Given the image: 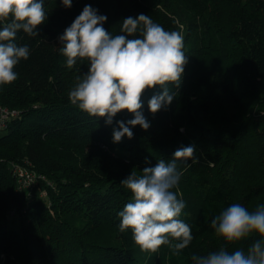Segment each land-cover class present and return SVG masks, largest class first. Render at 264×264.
<instances>
[{
	"label": "trees",
	"instance_id": "1",
	"mask_svg": "<svg viewBox=\"0 0 264 264\" xmlns=\"http://www.w3.org/2000/svg\"><path fill=\"white\" fill-rule=\"evenodd\" d=\"M86 5L114 35L145 14L184 37L188 63L180 87L169 85L172 103L153 115L148 101L162 89L146 91L150 128L132 127L119 143L116 121L132 114L108 125L68 99L88 64L69 69L58 36ZM45 9L37 37L17 34L30 55L16 81L0 86V104L17 111L0 131V264H193L192 255L247 249L258 236L227 245L211 221L232 203L264 206V0H72L70 8L45 0ZM189 145L198 162L177 161L174 191L194 239L178 256L167 246L142 252L130 230L119 231L131 200L121 181ZM18 166L36 173L30 187H19Z\"/></svg>",
	"mask_w": 264,
	"mask_h": 264
},
{
	"label": "clouds",
	"instance_id": "2",
	"mask_svg": "<svg viewBox=\"0 0 264 264\" xmlns=\"http://www.w3.org/2000/svg\"><path fill=\"white\" fill-rule=\"evenodd\" d=\"M65 7L72 0H61ZM48 19L45 0H0V86L10 85L18 78L14 70L27 60L30 48L16 43L17 34L37 37L39 27ZM106 15L86 5L70 26L58 36L59 52L71 69L78 61H87L88 68L68 93L70 103L91 117L105 118L108 125L122 111L133 119L116 121L114 143L134 135L132 127L147 131L150 122L143 115V96L156 88L161 92L148 101L154 115L170 105L174 93L169 85L179 88L188 63L184 37L179 31H168L145 14L122 21L121 34L104 28ZM131 126V127H130ZM195 145L183 146L173 153L169 162L159 160L139 174L132 171L121 181L131 193V200L118 213L119 231H131L134 243L142 252L156 253L162 246L179 255L194 239L191 226L182 218L185 202L174 189L181 172L177 161L197 163ZM215 234L227 245H235L253 235L258 236L247 249L225 247L207 255H192L193 264H264V206L249 210L232 203L212 221Z\"/></svg>",
	"mask_w": 264,
	"mask_h": 264
},
{
	"label": "built area",
	"instance_id": "3",
	"mask_svg": "<svg viewBox=\"0 0 264 264\" xmlns=\"http://www.w3.org/2000/svg\"><path fill=\"white\" fill-rule=\"evenodd\" d=\"M17 114L16 110L0 104V131L7 125L8 121ZM18 175L19 187H30L37 179L36 173L21 166L15 167Z\"/></svg>",
	"mask_w": 264,
	"mask_h": 264
}]
</instances>
